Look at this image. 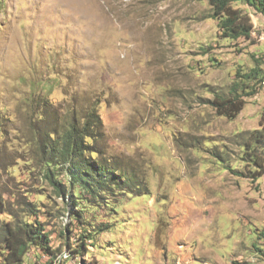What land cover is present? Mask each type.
<instances>
[{
  "label": "rangeland",
  "instance_id": "rangeland-1",
  "mask_svg": "<svg viewBox=\"0 0 264 264\" xmlns=\"http://www.w3.org/2000/svg\"><path fill=\"white\" fill-rule=\"evenodd\" d=\"M229 1L250 40L222 38L207 0H0V221L50 240L22 264H264V161L253 180L243 160L264 113V17ZM251 86L235 118L215 114ZM93 109L85 158L115 178L91 194L53 157L60 196L48 145Z\"/></svg>",
  "mask_w": 264,
  "mask_h": 264
},
{
  "label": "trees",
  "instance_id": "trees-1",
  "mask_svg": "<svg viewBox=\"0 0 264 264\" xmlns=\"http://www.w3.org/2000/svg\"><path fill=\"white\" fill-rule=\"evenodd\" d=\"M212 8V17L217 20V25L222 38L230 40H250L253 32V25L248 15L242 13L240 10L232 8L229 0H207ZM247 6L252 8L255 12L264 17V0H242ZM258 73L252 71L246 78L254 80ZM252 90L250 87L249 93L235 94L229 98L215 97L212 102V107L215 114L226 117L227 119L235 118L243 109L245 96H252L255 94V87ZM252 90V91H251ZM259 125L261 130L254 131L250 134L249 139L244 143V156H249L243 159L245 162H250L256 171L252 172V179H257L262 174L259 170L263 169V161L258 162V156L264 153V113L260 119ZM67 131L63 134L60 141H54L55 144L48 145V156L52 159H44V166L47 167L45 171V179L48 180L50 173V165H52L53 157L58 158L66 166V174L72 183L79 181L85 186V189L92 194L95 190H104L108 182H112L115 178V173L108 171L96 163L88 162L85 158L87 151L90 154L96 153L94 149H88L90 141L94 142L101 135L102 123L99 115L93 109L86 117L81 130L77 129L76 123L69 125ZM89 140V142L87 141ZM256 153H252V152ZM259 151V153H257ZM44 152V151H43ZM58 153V155H55ZM59 165V164H58ZM63 167V166H62ZM110 179V181H106ZM50 180H52L50 178ZM48 180L49 182H51ZM125 180V179H124ZM121 180H115L111 184L122 186L124 183ZM125 182V181H122ZM54 188L55 193H62L64 191L59 188V182L53 181L50 183ZM103 188V189H102ZM4 212V205L0 201V213ZM2 234V245L7 251L6 261L9 264H22V259L29 251L30 247L34 246L41 248L46 253H50L49 235L46 233L44 225L38 221L17 223L15 226L9 223L0 221V233ZM264 237V233H261Z\"/></svg>",
  "mask_w": 264,
  "mask_h": 264
}]
</instances>
